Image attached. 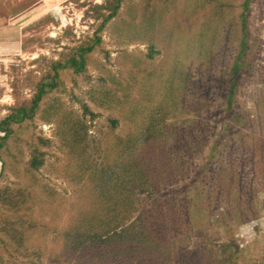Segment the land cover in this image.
Wrapping results in <instances>:
<instances>
[{"label": "trees", "instance_id": "trees-1", "mask_svg": "<svg viewBox=\"0 0 264 264\" xmlns=\"http://www.w3.org/2000/svg\"><path fill=\"white\" fill-rule=\"evenodd\" d=\"M121 1L115 0L92 35L73 47L68 57L46 66L47 74L29 102L8 107L0 119V177L10 174L15 179L12 185L0 186V264H39L41 258L50 264H239L246 257L233 241L218 245L206 241L197 226L205 218L210 223L211 208L239 200L253 156L244 155L242 146H230L225 162L211 172L213 181L210 173L204 177L196 173L194 180L213 185L210 200L199 186L190 187L191 168L197 166L194 159L214 131L213 124L203 119L212 113L206 93L179 59L171 68V82L166 68L157 73L141 70L134 79L136 97L118 96L102 87L88 89L89 101L118 116L107 118L109 131L99 143L87 133L97 112L81 102V113L73 114L64 109L59 95H52L66 93V81L75 85L78 77H89L87 67L100 46L99 33L116 16ZM211 1L223 0H187V11ZM242 5L243 29L248 0ZM153 14L143 18L151 26L155 17L161 22V13ZM214 21L219 26L221 18ZM178 28L169 25V35L175 36ZM212 31L208 43L204 33L199 34L202 51L214 44L216 30ZM0 41V46L7 42ZM240 55L241 51L236 61ZM238 68L235 62L224 109L228 116ZM173 116L184 119L176 123L170 121ZM119 119L129 123L123 135L114 133ZM52 120L62 154V159L56 158L57 173L74 188L72 200L44 185L37 175L52 140L35 132L36 122ZM209 157L212 160V154ZM175 185L178 188L161 195ZM43 215L49 219L43 220ZM47 221L56 225L50 245L41 241Z\"/></svg>", "mask_w": 264, "mask_h": 264}, {"label": "rangeland", "instance_id": "rangeland-1", "mask_svg": "<svg viewBox=\"0 0 264 264\" xmlns=\"http://www.w3.org/2000/svg\"><path fill=\"white\" fill-rule=\"evenodd\" d=\"M244 1H211L201 9L189 12L187 0H122L116 16L99 33L100 46L87 67L89 77H78L75 85L66 81V93L56 92L52 95H59L64 109L71 110L73 114L81 113V102L97 112L87 133L90 140L99 143L109 131L107 118L118 116L89 101L88 89L102 87L118 96L128 93L136 97L138 87L134 79L141 70H155L157 73L164 72L166 68L167 81L171 82V68L179 59L184 65L183 69L206 93L212 113L203 119L213 124L214 131L209 136L208 144L194 159L197 166L191 168L188 179L192 180L190 187L194 189L199 186L206 193V199L210 200L213 185L194 180L196 173L201 172V177L209 176L211 172L213 174L218 165L225 162V152L230 146H242L244 155L253 156V163L249 165L251 170L239 188V200L211 208L210 223L206 218L202 219L197 231L206 241L217 245L233 241L236 247L246 251V257L241 258L239 264L247 260L251 252L258 254V257L262 255L264 264V0H248L242 29L240 14ZM114 3L115 0H0V39L7 40L2 49L16 43L22 49L18 55L10 53L0 56L3 64L0 68V101H6L5 114L9 111L8 107L29 102L34 96L36 84L47 74V67L44 66L68 57L73 47L92 35L101 16L107 14ZM40 8L45 10L40 23L32 28L25 27L26 18L40 12ZM153 12L161 13V22H157L155 17V24L151 26L143 18L149 15L154 17ZM205 17L208 20L204 21ZM220 18V25L215 26L214 20ZM207 21L209 23L205 24ZM174 23L179 28L171 37L169 25ZM210 24L206 31L205 26ZM212 30H216L215 42L205 46L202 51L199 34L204 33L205 42L208 43ZM45 51L48 54L42 55ZM239 51L241 55L236 61ZM38 56H45V61L40 62L42 65L35 63L43 60ZM235 62H238L239 68L228 116L224 109ZM125 86H128L127 90ZM6 94L12 99L6 98ZM183 119L170 117V121L176 123ZM119 120L114 133L123 135L129 123ZM55 123L54 120L49 123L36 122L35 132L52 140L45 164L37 175L44 185L72 200L75 197L74 188L57 173L56 164L60 161L56 158L62 159V154L58 139L53 134L57 129ZM211 154L212 160L209 157ZM204 164L205 169L200 170ZM14 181L10 174H5L0 177V186L12 185ZM178 186L167 187L161 195L165 196ZM48 219L47 215H43V220ZM254 222L258 224V232H254L257 238L248 240V232ZM55 227L51 221L43 225L45 236L42 242L50 245ZM48 262L47 258H41L39 264H50Z\"/></svg>", "mask_w": 264, "mask_h": 264}, {"label": "crops", "instance_id": "crops-1", "mask_svg": "<svg viewBox=\"0 0 264 264\" xmlns=\"http://www.w3.org/2000/svg\"><path fill=\"white\" fill-rule=\"evenodd\" d=\"M44 11L45 10L42 8L40 12L36 13L37 15L36 14H33L32 16H28V18H26V21L24 23V26L27 27V28H32V27L38 25L40 23V20L44 17ZM28 13H29V10H28ZM2 40H5V39H2ZM1 43L2 42L0 41V44ZM0 47H1L0 52H2L3 50H6V49H2V46H0ZM11 47H14V50H13L14 53H11L13 55H18V54H20V52H22V49H20L18 43H16V45L10 46L9 48H11ZM7 54H10V53H7ZM7 54L0 53V56H8ZM45 54H48V52L45 51L42 55H45ZM38 57H41L43 60H39V61L35 62V63H37V65L40 62H42V61L44 62L45 61V59H44L45 56H38ZM32 59L33 60H36L37 58L36 59L35 58H32ZM39 65H42V64L40 63ZM1 66L3 67L2 62H0V68H1ZM46 66L47 65H45L44 67H46ZM5 97L8 98L10 96L6 94ZM10 99H12V98L10 97ZM5 102L6 101L4 99H3V102L0 101V119L5 116V109L7 107L6 104H4ZM257 227H258V224H256V222L251 223V227H250L249 232H248L249 235L247 236L248 237V240H250V239L251 240H255L257 238L256 237V233H255V236H252L251 235V233H254L255 230H256V232H258L257 231V229H258ZM247 257H248V258H246L247 260H245L242 264H262V262H263L262 261L263 259H261V258H263L262 255L258 257V254L256 255L255 252H251V254H249V256H247Z\"/></svg>", "mask_w": 264, "mask_h": 264}, {"label": "built area", "instance_id": "built-area-1", "mask_svg": "<svg viewBox=\"0 0 264 264\" xmlns=\"http://www.w3.org/2000/svg\"><path fill=\"white\" fill-rule=\"evenodd\" d=\"M253 236H255V233H253Z\"/></svg>", "mask_w": 264, "mask_h": 264}]
</instances>
